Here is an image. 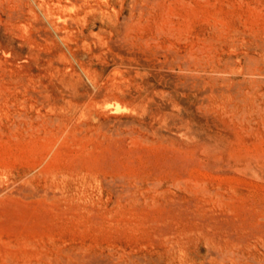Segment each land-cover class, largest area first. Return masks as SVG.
<instances>
[{"label":"rangeland","instance_id":"obj_1","mask_svg":"<svg viewBox=\"0 0 264 264\" xmlns=\"http://www.w3.org/2000/svg\"><path fill=\"white\" fill-rule=\"evenodd\" d=\"M0 264H264V0H0Z\"/></svg>","mask_w":264,"mask_h":264}]
</instances>
